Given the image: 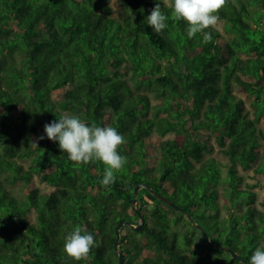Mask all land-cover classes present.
Returning <instances> with one entry per match:
<instances>
[{"label":"trees","instance_id":"16d2710c","mask_svg":"<svg viewBox=\"0 0 264 264\" xmlns=\"http://www.w3.org/2000/svg\"><path fill=\"white\" fill-rule=\"evenodd\" d=\"M158 2L159 34L146 20ZM219 16L232 36L216 27L204 43L163 0H0V264H117L115 226L138 223L140 182L184 213L141 187L142 229H119L123 264H250L264 245V0H228ZM66 113L125 137L110 186L102 161L72 162L44 134ZM236 163H255V181ZM80 225L98 246L75 261L63 246Z\"/></svg>","mask_w":264,"mask_h":264},{"label":"clouds","instance_id":"9594fccd","mask_svg":"<svg viewBox=\"0 0 264 264\" xmlns=\"http://www.w3.org/2000/svg\"><path fill=\"white\" fill-rule=\"evenodd\" d=\"M227 2L228 0H163L164 5L172 10L173 19L186 22L187 37L191 39L202 34L204 43L212 41L211 32L208 30L218 26L219 11ZM146 20L157 34L168 27V16L162 11L161 2L155 4ZM43 129L49 140L58 142L60 150L67 153L70 161L78 164L102 161L106 167L101 184L105 187L115 182L116 173L127 164V157L118 151L126 143V139L111 125H89L78 115L66 113L46 123ZM45 135L35 138L31 144L38 147V142ZM95 246L98 245L94 235L80 225L66 235L63 248L68 257L81 261L87 259L90 250ZM250 264H264V245L254 250Z\"/></svg>","mask_w":264,"mask_h":264},{"label":"rangeland","instance_id":"374dc122","mask_svg":"<svg viewBox=\"0 0 264 264\" xmlns=\"http://www.w3.org/2000/svg\"><path fill=\"white\" fill-rule=\"evenodd\" d=\"M217 28L220 30V32L225 37H231L232 36V33L227 31V29L225 28V24H224V22L222 20H220ZM239 95H241V94H239ZM152 102L154 104L160 103V99L152 97ZM246 105L248 106L249 104L246 103ZM260 125L262 126V128L264 130V122H263V120L260 121ZM211 141L214 143L213 139ZM214 145H215V143H214ZM211 155H213L222 164H224L228 160V157L221 150H219V148L216 145L214 146V149H213V152L211 153ZM258 159H259V154H258V157L256 158V160L258 161ZM255 163L252 164L248 168H243L239 163H236V168H237L238 172L244 176V180L246 182H248V183H251V182L255 181V179L252 177L253 167H254ZM33 182H34V184L36 186H38L42 190H48L50 188V186H48L46 183L40 182L38 180L37 176L33 177ZM254 189L257 192L256 200H257V202H259L264 197V187H259L258 186V187H255ZM219 190H221V185H219ZM218 200H219V204L221 206L220 207V213L224 214L225 213V209H224L225 206H224L223 203H224L225 199L222 196H219ZM259 207L262 208L261 206H259ZM138 222H139V220H138ZM197 245H198L199 248H205L206 247L204 242H203V240L201 238L197 240ZM209 253H210V257L211 258H213L215 256H219V253H216V252H209Z\"/></svg>","mask_w":264,"mask_h":264},{"label":"water","instance_id":"95a60500","mask_svg":"<svg viewBox=\"0 0 264 264\" xmlns=\"http://www.w3.org/2000/svg\"><path fill=\"white\" fill-rule=\"evenodd\" d=\"M141 187H144V188H147L151 193H153L155 196H157L158 198L162 199L163 201H165L166 203H168L169 205L179 209L180 211L183 212V210H181L174 202H172L171 200H169L167 197H165L164 195L160 194L159 192H157L156 190H154L151 186H149L147 183L145 182H140L138 184L135 185L134 187V195H133V198H132V207L133 209L136 211V213L138 214V217H139V222L137 224H132L130 221L128 220H122V221H119L116 226H115V233H116V237H115V240H114V248L115 250L117 251V254H118V263L117 264H123L124 262V253L119 249L118 247V242H119V237H120V227L121 225L123 224H126V225H129L131 226L133 229H136V230H141L142 227H143V222H144V219H143V214L142 212L140 211V209L136 206V200H137V192L138 190L141 188ZM184 213V212H183ZM191 221H193V218L189 215V214H185ZM194 222V221H193ZM195 226L197 227V229L200 231L201 235L204 237V239H206V241L210 244V245H213L215 247H219V248H223L225 250H227L234 258H236L237 260H240L241 259V256L239 253L235 252L233 249H231L230 247H227V246H224V245H221V244H216V243H212L210 240H209V237H208V234L204 231L203 228H201V226L194 222Z\"/></svg>","mask_w":264,"mask_h":264}]
</instances>
